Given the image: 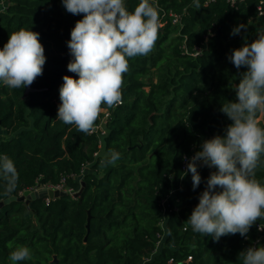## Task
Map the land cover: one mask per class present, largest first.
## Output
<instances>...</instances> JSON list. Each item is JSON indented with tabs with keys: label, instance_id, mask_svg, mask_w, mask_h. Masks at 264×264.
<instances>
[{
	"label": "trees",
	"instance_id": "1",
	"mask_svg": "<svg viewBox=\"0 0 264 264\" xmlns=\"http://www.w3.org/2000/svg\"><path fill=\"white\" fill-rule=\"evenodd\" d=\"M139 2L125 0L126 8ZM149 2L159 12L155 47L129 58L123 103L103 105L91 135L56 119L63 76L78 78L67 69V42L82 15L68 13L62 0H8L0 11V49L23 28L40 34L46 56L27 96L26 88L0 82V157L10 158L18 173L12 191L0 173V201L61 183L74 191L2 205L0 264H13L9 255L19 247L29 248L31 259L16 264H243L239 254L259 237L260 220L247 237L215 242L194 232L187 220L215 169L198 168L195 190L191 173L181 176L183 157L231 123L220 108L235 100L247 68L237 70L227 57L264 28L258 15L264 0ZM239 24L247 31L231 36ZM263 115L257 114L261 127ZM110 153L119 159L108 163ZM255 178L264 184V155Z\"/></svg>",
	"mask_w": 264,
	"mask_h": 264
},
{
	"label": "clouds",
	"instance_id": "2",
	"mask_svg": "<svg viewBox=\"0 0 264 264\" xmlns=\"http://www.w3.org/2000/svg\"><path fill=\"white\" fill-rule=\"evenodd\" d=\"M62 4L68 13L82 15V19L76 21L67 42L72 56L67 69L78 78L63 76L56 119L91 135L104 111L102 106L123 103L121 90L129 58L146 56L155 47L159 12L149 0H140L131 12L125 0H62ZM241 30L247 31V26L233 27L230 35H239ZM39 36L21 28L9 34L0 49V82L8 88L25 89L43 74L46 56ZM227 58L237 70L247 68L235 87V100L220 108L231 123L224 135L204 140L190 159L183 157L187 168L181 176L191 173L195 190L201 184L198 168L215 169L187 220L194 232L211 236L215 242L230 234L247 237L258 220L264 221V184L255 178L264 155V127L257 119L258 113H264V28L257 30L256 39L251 43L245 39ZM117 159L118 153H110L107 162ZM0 173L12 191L18 173L6 155L0 157ZM257 230L264 231V224ZM239 255L243 264H264V246L248 247ZM9 259L13 264L29 260L30 250L19 247Z\"/></svg>",
	"mask_w": 264,
	"mask_h": 264
},
{
	"label": "water",
	"instance_id": "3",
	"mask_svg": "<svg viewBox=\"0 0 264 264\" xmlns=\"http://www.w3.org/2000/svg\"><path fill=\"white\" fill-rule=\"evenodd\" d=\"M32 90H34L32 86L27 87L25 91V95L27 96ZM71 193H73L72 190H60V189L46 188V187L40 186L36 190H26L21 196H18V197L11 196L9 198H6L5 200L0 201V207L4 205L5 203L9 202L10 200H14V199L21 200V199H24L26 196L41 197V196L48 195L50 198H55L61 195H66V194H71ZM89 220H90V217H89ZM89 225L90 224L88 223V227ZM55 261L58 262L57 256H55Z\"/></svg>",
	"mask_w": 264,
	"mask_h": 264
},
{
	"label": "built area",
	"instance_id": "4",
	"mask_svg": "<svg viewBox=\"0 0 264 264\" xmlns=\"http://www.w3.org/2000/svg\"><path fill=\"white\" fill-rule=\"evenodd\" d=\"M234 1V0H233ZM7 5H8V0H7V3L4 2L3 0H0V11H4L6 10L7 8ZM259 16H264V8L262 6H259ZM173 17H174V21H177L179 19V15L174 13L173 14ZM199 49V48H198ZM102 126V124L100 125ZM102 133H105V131L103 130ZM193 156V155H192ZM192 156H188V158L190 159ZM183 168L186 170L187 168V161L184 159V163H183ZM39 188V187H38ZM36 188V189H38ZM47 188H53V189H60V190H72V188H69L67 187L64 183H61V184H58L56 186H51V187H47ZM35 189V190H36ZM73 191V190H72ZM74 192V191H73ZM165 201H167V199L165 200L164 199V203ZM264 236V231H260V235L259 237L256 238V240L254 241L253 243V246L252 247H259L261 246V244L263 243L262 242V237ZM189 260L192 259V256H189L188 258Z\"/></svg>",
	"mask_w": 264,
	"mask_h": 264
},
{
	"label": "crops",
	"instance_id": "5",
	"mask_svg": "<svg viewBox=\"0 0 264 264\" xmlns=\"http://www.w3.org/2000/svg\"><path fill=\"white\" fill-rule=\"evenodd\" d=\"M3 1L7 3V0H3ZM3 132H4V130L0 128V134ZM262 242H264V236L262 237Z\"/></svg>",
	"mask_w": 264,
	"mask_h": 264
},
{
	"label": "rangeland",
	"instance_id": "6",
	"mask_svg": "<svg viewBox=\"0 0 264 264\" xmlns=\"http://www.w3.org/2000/svg\"><path fill=\"white\" fill-rule=\"evenodd\" d=\"M262 119L264 120V115L262 116ZM104 125V123H102Z\"/></svg>",
	"mask_w": 264,
	"mask_h": 264
}]
</instances>
